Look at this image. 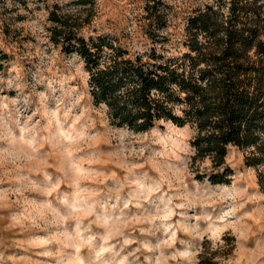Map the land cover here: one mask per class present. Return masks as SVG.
<instances>
[{
	"label": "rangeland",
	"instance_id": "1",
	"mask_svg": "<svg viewBox=\"0 0 264 264\" xmlns=\"http://www.w3.org/2000/svg\"><path fill=\"white\" fill-rule=\"evenodd\" d=\"M160 1L163 29L146 16L152 0H96L83 34L180 57L187 16L216 0ZM55 3L73 0H0V264H199L201 252L264 264V167L245 165L252 148L230 147V179L212 185L189 124L111 125L83 61L48 39Z\"/></svg>",
	"mask_w": 264,
	"mask_h": 264
},
{
	"label": "trees",
	"instance_id": "2",
	"mask_svg": "<svg viewBox=\"0 0 264 264\" xmlns=\"http://www.w3.org/2000/svg\"><path fill=\"white\" fill-rule=\"evenodd\" d=\"M152 1L146 16L163 29L167 12ZM95 3L51 5L46 29L52 44L83 61L94 105L106 107L111 125L139 133L159 121L189 124L192 159L210 161L203 177L212 185L230 179V147L252 148L245 165L264 167V0H216L196 9L185 21L187 50L169 58L154 49L130 53L106 35L85 37ZM199 264L218 263L201 252Z\"/></svg>",
	"mask_w": 264,
	"mask_h": 264
}]
</instances>
